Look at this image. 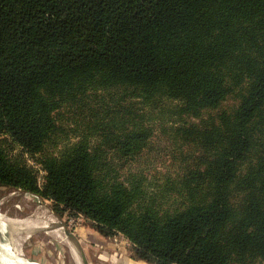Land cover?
Returning a JSON list of instances; mask_svg holds the SVG:
<instances>
[{
    "label": "trees",
    "instance_id": "trees-1",
    "mask_svg": "<svg viewBox=\"0 0 264 264\" xmlns=\"http://www.w3.org/2000/svg\"><path fill=\"white\" fill-rule=\"evenodd\" d=\"M144 108L192 152L152 187L120 174L153 134ZM67 114L94 132L55 153ZM0 188L123 237L132 260L264 264V0H0Z\"/></svg>",
    "mask_w": 264,
    "mask_h": 264
},
{
    "label": "rangeland",
    "instance_id": "rangeland-1",
    "mask_svg": "<svg viewBox=\"0 0 264 264\" xmlns=\"http://www.w3.org/2000/svg\"><path fill=\"white\" fill-rule=\"evenodd\" d=\"M234 104L235 101L229 99L221 109L229 110ZM139 115L143 116L144 125L154 131L141 154L126 162L120 174L132 172L143 175L148 186L152 187L151 184L163 182L166 176L175 178L184 165L182 154L192 152L191 148L181 146L180 141L175 139L174 133L169 129V123L174 120L170 121L168 118L171 113L165 109L144 108ZM67 118L69 121L64 118V126L70 135H59L57 141L60 143L53 148L55 153L68 144L77 142V136H72L69 128L87 130V133L94 132L93 124L86 127L80 115L67 114ZM96 142L94 138L93 143ZM11 155H21L24 161L36 170L40 167L35 158L25 154L19 147H16ZM115 164L120 163L115 161ZM39 174L42 179L45 173L40 171ZM56 211L52 202L44 201L36 195L0 188V242L9 246V264H112L110 262L118 258L113 247L107 250L108 248L100 243L101 235L86 219L79 220L81 217L68 211Z\"/></svg>",
    "mask_w": 264,
    "mask_h": 264
},
{
    "label": "crops",
    "instance_id": "crops-1",
    "mask_svg": "<svg viewBox=\"0 0 264 264\" xmlns=\"http://www.w3.org/2000/svg\"><path fill=\"white\" fill-rule=\"evenodd\" d=\"M100 243H102L105 247L111 249L112 247L115 250L117 259L111 261L112 264H147L143 261L132 260V254L129 248V243L121 236L114 237L113 239L100 237ZM117 243V244H116ZM8 248L9 246H5L0 242V264H8ZM108 252V251H107ZM105 254V253H104Z\"/></svg>",
    "mask_w": 264,
    "mask_h": 264
},
{
    "label": "built area",
    "instance_id": "built-area-1",
    "mask_svg": "<svg viewBox=\"0 0 264 264\" xmlns=\"http://www.w3.org/2000/svg\"><path fill=\"white\" fill-rule=\"evenodd\" d=\"M41 180H42V179H41V177H40V181H41ZM79 217H81V218H79V220H82V219L84 220V219H85V218H84L83 216H81V215H80Z\"/></svg>",
    "mask_w": 264,
    "mask_h": 264
},
{
    "label": "bare ground",
    "instance_id": "bare-ground-1",
    "mask_svg": "<svg viewBox=\"0 0 264 264\" xmlns=\"http://www.w3.org/2000/svg\"><path fill=\"white\" fill-rule=\"evenodd\" d=\"M53 220H54V218H53ZM45 221V220H44ZM48 226V225H47ZM61 226V225H60ZM60 228V227H59ZM62 236V235H61ZM74 252V251H73ZM7 262H8V260H7ZM8 264H9V262H8Z\"/></svg>",
    "mask_w": 264,
    "mask_h": 264
}]
</instances>
